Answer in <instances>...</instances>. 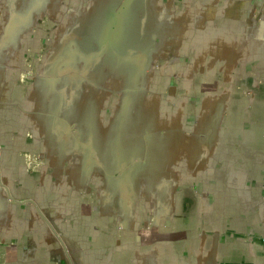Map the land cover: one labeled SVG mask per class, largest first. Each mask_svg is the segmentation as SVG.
<instances>
[{
	"label": "water",
	"instance_id": "water-1",
	"mask_svg": "<svg viewBox=\"0 0 264 264\" xmlns=\"http://www.w3.org/2000/svg\"><path fill=\"white\" fill-rule=\"evenodd\" d=\"M263 114L264 0H0V201L42 213L38 170L62 171L91 210V260L115 262L113 247L93 244L104 227L94 213L108 218L106 234L118 228L141 242L159 222L160 233L178 234L177 198L199 200L216 169L231 173L232 161L212 158L231 157L232 127L257 115L263 123ZM29 179L33 196H14L10 186ZM219 221L213 231L191 230L199 263L253 264V230L233 232L228 215ZM46 223L66 264H79ZM173 241L177 259L188 248ZM230 241L246 247L237 263L222 258ZM144 246L141 264H178L169 250L156 257V244Z\"/></svg>",
	"mask_w": 264,
	"mask_h": 264
},
{
	"label": "crops",
	"instance_id": "crops-1",
	"mask_svg": "<svg viewBox=\"0 0 264 264\" xmlns=\"http://www.w3.org/2000/svg\"><path fill=\"white\" fill-rule=\"evenodd\" d=\"M241 89L243 88L240 87L239 90ZM245 110L246 108H238L237 111L244 112ZM261 118L262 115H257L253 116V120L248 121V124L240 122L238 125L235 124L232 127L237 129L233 131L231 141L233 150L230 154L232 156L229 157V154L221 153L216 158H212L216 162L215 165L219 161H232L234 168L231 173L223 167L216 169L215 184H205L207 187L209 186L210 190L203 189L202 195L198 197L199 200L195 199L194 201L185 195L182 199L178 200L177 198L176 209H183L184 218L173 219L171 228L173 231H179L178 234H168L171 233L170 230L165 232L167 234L160 233V226L162 225L163 228L165 222H159V227L152 229L154 235L144 234L141 242L131 232L118 231L116 223H114L113 229L116 228L117 233L106 234L105 231L109 229L106 228L108 218L94 213L92 214L93 218L103 223L104 227H100L101 233L97 238H93L95 235L92 236L95 240L93 244L100 240L98 244L106 242L107 245L113 247L114 264H120L115 260L118 255H122L124 258L121 264H127L133 256L134 263L141 264L139 259L144 257L145 244L151 242L152 245L158 246L154 247L157 251L156 257L161 256L165 249L169 250L167 255H172L174 245L170 242L173 239V242L183 243L188 248L185 254L176 251L179 253L177 259L172 255L178 264H201L199 256L191 251L193 243L191 239L195 237H192L191 230H216L217 224L221 225V221L218 222V220L228 215L233 232H239L242 226H249L253 230V250L247 256L253 259L251 260L253 264H264V122H260ZM222 142L224 149L225 141L222 140ZM7 158L8 156H6ZM26 160L28 161L27 156ZM17 161H22V159L15 158L12 164H20ZM35 173L36 170L32 171V175ZM236 173H238L237 181L232 179L228 182L226 175L236 176ZM5 175L10 176L8 173ZM15 176L26 177L24 173H17ZM64 176L62 171L38 170L36 177L40 186L38 185L36 188L37 185L34 183L33 189L40 193L39 198L35 199L42 213H37L30 205H14L7 199V196L3 195L1 199H4V202L0 201V264H66L61 244L48 228L46 219L53 224L61 235L60 237H63L62 239L65 240V244L79 264H110L109 257L104 261L91 260V223L85 222L86 219L91 218V210H88L84 202L81 201L83 196L75 181L72 180L63 185L60 179L64 180ZM44 180L46 181L42 186ZM10 188L12 194L18 198L33 196L32 180L30 179L27 180L25 188L11 186ZM48 190L52 191V195L46 198V201L43 192ZM246 195L249 197L247 198ZM57 209L61 210L63 217L57 216ZM176 214L179 215L180 212L177 210ZM188 214L190 215L187 216ZM177 220H182V222ZM156 229L158 232H155ZM5 230L7 231L4 233ZM166 238L171 241L168 242ZM160 241L166 245H160ZM208 241L202 244L204 254L209 248ZM134 243H137L138 246L135 250ZM119 245L125 246L122 247L125 251L119 253L117 247ZM223 249L224 256L222 258L231 263H237L242 254H246V247L241 243L235 244L233 241H230V244L225 243ZM235 251L237 253L233 256L232 253ZM163 254L165 255V253ZM156 260L159 261L158 258Z\"/></svg>",
	"mask_w": 264,
	"mask_h": 264
}]
</instances>
